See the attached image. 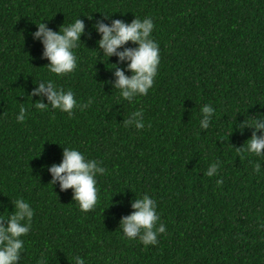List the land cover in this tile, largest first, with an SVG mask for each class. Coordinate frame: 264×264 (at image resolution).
Returning <instances> with one entry per match:
<instances>
[{"label": "trees", "instance_id": "obj_1", "mask_svg": "<svg viewBox=\"0 0 264 264\" xmlns=\"http://www.w3.org/2000/svg\"><path fill=\"white\" fill-rule=\"evenodd\" d=\"M77 17L85 24L77 67L57 77L32 33L42 20L56 31ZM135 17L152 19L160 63L148 94L129 103L113 89L109 69L117 63L129 76L127 61L101 58L93 25ZM123 47L135 45L118 51ZM46 79L71 90L78 103H93L72 116L35 109L38 99L47 101L28 94ZM20 104L28 112L18 123ZM203 104L215 110L207 129L199 128ZM137 109L145 127H123ZM258 117L264 0H0V216L11 213L17 197L34 210L17 264H74L77 255L85 264H264V157L243 149L254 131L245 121ZM64 147L105 168L88 212L79 210L71 188L49 183L48 168L61 162ZM213 162L218 172L207 177ZM145 192L166 229L147 247L120 230L131 202Z\"/></svg>", "mask_w": 264, "mask_h": 264}, {"label": "clouds", "instance_id": "obj_2", "mask_svg": "<svg viewBox=\"0 0 264 264\" xmlns=\"http://www.w3.org/2000/svg\"><path fill=\"white\" fill-rule=\"evenodd\" d=\"M88 19H91V16H88ZM44 21L46 20L35 24L36 31L32 33V37L43 45L42 58L48 61L47 71L57 77L73 72L78 61L75 49L79 43H82L80 37L85 29L83 20L77 17L67 25L63 23L56 31L48 28ZM93 27L99 35L96 44L98 49H102L101 58L108 60L115 55L118 62L127 61L126 70L131 73L126 76L125 70H122L117 63H112L109 69H115L113 73L115 81L114 83L106 81V83H112L113 89L118 90L119 97L129 103H132L136 97L147 95L153 87L160 63L159 45L152 38L154 29L152 19L135 17L129 23L114 19L110 24L97 22ZM129 42L135 47H123L122 51H118ZM34 84L36 87L28 95L43 97L47 101L45 103L38 99L33 103V107L38 110L47 111L51 108L72 116L74 109L83 110L93 103L94 98H89L85 104L78 103L71 90L59 87L51 79L40 80ZM199 111V128L207 129L215 110L210 104H203ZM27 112L28 109L20 104L15 116L16 121L23 122ZM142 117L143 109H137L131 112L128 118H124L122 125L125 128L134 127L139 131L145 127ZM245 126L252 127L254 131L247 140L246 147L243 146L244 151L257 157H264L262 152L264 117L250 118V122L245 121ZM257 131L261 133L259 136L256 135ZM218 167V162L210 163L204 175L213 177L217 174ZM260 168L261 165L256 163L253 171L259 172ZM48 172L51 174L49 183L53 187L58 182L61 190L72 189V200L77 203L80 211L88 212L96 206L98 201L96 177L105 173L100 161L86 157L75 148L64 147L61 162L49 167ZM216 183L219 185L223 181L218 178ZM12 203L11 213L6 218L0 216V264H17L20 261L25 244L23 237L29 233L34 215V210L25 199L17 197ZM131 208L133 209L131 214L120 220L122 235L128 240L138 239L145 247L156 245L157 236L166 231L157 212L156 200L145 192L131 202ZM72 260L74 264H85L84 258L78 255L73 256ZM38 264H45V260H39Z\"/></svg>", "mask_w": 264, "mask_h": 264}]
</instances>
